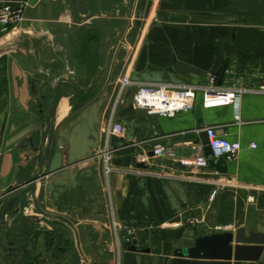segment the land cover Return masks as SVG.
Masks as SVG:
<instances>
[{
    "label": "crops",
    "instance_id": "obj_1",
    "mask_svg": "<svg viewBox=\"0 0 264 264\" xmlns=\"http://www.w3.org/2000/svg\"><path fill=\"white\" fill-rule=\"evenodd\" d=\"M21 1L29 6L25 22L0 37V206L16 194H10L16 169L26 171L36 156L24 147L32 134L40 141L46 132L49 89L68 74L58 63L65 52L54 38L76 27L67 0H0V7ZM127 7L102 91L79 97L71 86L62 88L52 151L36 192L62 234L61 245L78 251L82 264H147V255L131 247L114 252L108 229L114 217L146 229L139 250L151 249L153 264L160 258L170 264L175 250L193 247L201 236L241 228L247 236L264 234V95H244L238 106L204 107V92L197 94L206 127L241 144L226 175L180 163L203 154L194 111L151 116L127 103L137 84L201 88L226 64L221 88L234 86L235 79L248 87L264 82V0H134ZM101 8L108 13L110 2ZM87 37L82 31L75 48L78 82L100 68L93 54L98 47H87ZM124 79L134 86L117 101ZM111 121L124 127L122 136L105 134ZM156 144L175 157H154ZM106 148L112 152L109 175L101 156ZM146 155L147 168H139L138 158ZM1 234L3 245L25 241L6 256L0 248V264H50L55 235L45 224L24 226L10 239ZM57 257L66 264L69 255L58 250L52 264H61ZM255 264H264V252Z\"/></svg>",
    "mask_w": 264,
    "mask_h": 264
},
{
    "label": "water",
    "instance_id": "obj_2",
    "mask_svg": "<svg viewBox=\"0 0 264 264\" xmlns=\"http://www.w3.org/2000/svg\"><path fill=\"white\" fill-rule=\"evenodd\" d=\"M128 4H132L134 0H126ZM68 6L73 16V22L76 27L64 35L54 38V42L64 50L68 67L66 77H61L52 84V99L47 112L45 126L46 132L41 136L40 141L35 139L32 134L28 139L27 146L24 149L31 150L36 154L35 157L28 160L26 171L24 168L16 169L15 183L16 188L9 197L0 206V239L2 232L6 231L7 239L10 234L16 230H21L26 226L29 230L37 225L45 224L55 235V245L53 252L46 257V260L52 264V257L56 255L58 250L68 252L69 258L66 264H82V256L78 251L73 252L70 247L61 245V232L57 225L51 220L46 213L39 200L36 197L38 182L45 178V168L50 159L52 145L56 130V117L58 108L62 100L63 85H69L80 93H89L97 85H102L108 73V63L110 51L114 48V41L119 35L117 29L110 28L112 24L113 12L107 16H103L101 11V0H67ZM82 31L86 33H94L98 38L99 54L101 56V67L94 76L88 87L80 86L79 82L72 76L76 67V51L75 48L80 43ZM227 64L221 71L218 79V85H221ZM194 115L196 118V132L204 157L208 160L209 167L220 174L226 175L229 171V164L225 159H215L213 151L210 147L209 137L205 131V122L203 117V106L197 104ZM139 168L146 169L143 164ZM32 208V216H28L27 212ZM25 240L9 241L6 245L0 243V248L6 256L11 252H17L15 246L23 243ZM132 252H140L147 255V264H153L151 258V249L139 250L133 246L130 248ZM264 252V234L250 232L246 235V229L241 228L236 233L223 232L218 234L206 235L198 237L195 244L191 248H179L173 252L170 264H241V263H257ZM58 261L63 264V260L57 257ZM158 264H164V260L160 258Z\"/></svg>",
    "mask_w": 264,
    "mask_h": 264
},
{
    "label": "built area",
    "instance_id": "obj_3",
    "mask_svg": "<svg viewBox=\"0 0 264 264\" xmlns=\"http://www.w3.org/2000/svg\"><path fill=\"white\" fill-rule=\"evenodd\" d=\"M28 3L21 1L18 3H6L0 7V37L2 34L22 25L28 13ZM218 76L209 75L208 83L203 87L193 85L179 84H137L135 91L127 101V103L138 110L145 111L151 116L175 117L179 113L193 112L197 106V94L202 90L205 94L203 102L204 107H220V106H238L242 96L248 94L264 95V82L248 87L240 85V80L235 79V85L224 89L218 86ZM134 84L128 79L121 81V88L118 91V100L121 101L126 91L133 87ZM239 120V117L237 116ZM113 120V118H112ZM205 131L209 137L210 147L213 151L215 159H225L228 164L234 162L241 151V144L231 142L218 136L216 129L213 127H205ZM124 133V127L121 124L111 121L110 126L105 130V134L120 137ZM252 148H256L253 145ZM153 155L156 158L171 157L175 154L169 148L162 144H156ZM105 164L106 174L109 175L111 168L109 166L112 159V152L106 148L101 153ZM139 164L146 167L150 162V157L141 156L138 158ZM180 163L186 167H195L209 169L208 160L203 154L197 155L194 159L181 160ZM143 171L140 169L139 174ZM108 229L113 237L114 252L120 253L121 247H137L142 246L143 232L145 228L139 226L122 225L115 217Z\"/></svg>",
    "mask_w": 264,
    "mask_h": 264
},
{
    "label": "flooded vegetation",
    "instance_id": "obj_4",
    "mask_svg": "<svg viewBox=\"0 0 264 264\" xmlns=\"http://www.w3.org/2000/svg\"><path fill=\"white\" fill-rule=\"evenodd\" d=\"M102 2H104V4L106 2H110V4H111L110 11L108 13H106V14H103V13L102 14L104 16H107L110 12H113V16L111 18L112 19V24H111L110 28L118 30L119 35L116 38V40H117L119 38V36H120L121 28L126 25V20H127L126 19V14H128L127 13V9H128L127 6L131 5V4H128V2L126 0H101V7H102ZM101 11H102V8H101ZM87 36H88L87 40H86V43L88 44L87 47H89V48H91L92 46H94V48L98 47V42L99 41H98V38L95 37L96 35L94 33L93 34L92 33H87ZM116 40L114 41V43L116 42ZM97 49H98V51L96 52V54L94 52H93V54H94L95 59L98 57L99 60L101 61L102 59H101V56L99 54V47Z\"/></svg>",
    "mask_w": 264,
    "mask_h": 264
},
{
    "label": "rangeland",
    "instance_id": "obj_5",
    "mask_svg": "<svg viewBox=\"0 0 264 264\" xmlns=\"http://www.w3.org/2000/svg\"><path fill=\"white\" fill-rule=\"evenodd\" d=\"M129 12H130V10L127 9V13H129ZM89 51H90V50H89ZM89 51H87L86 53L89 54V55H91V52H89ZM95 54H96V52H95ZM96 57H97V56H96ZM59 62H60V64L62 65V67L64 68L62 73L66 74V73H67V69H68V67H67V62H66V60H65V55H63V56L59 59L58 63H59ZM95 62H96L98 65H100V67H101V61L99 60L98 57L95 59ZM72 76H73V77H74V76H75V77H76V76L79 77V74L76 73L75 75H72ZM85 77H86V76H85ZM93 78H94V77H92L90 74L87 75V78H86L85 80H82V79H81L82 81L79 82L80 86H82V87H88L89 84L91 83V81H92ZM101 89H102L101 85H97V86L95 87V93H94V95L100 93V92L102 91ZM118 91H119V90H118ZM118 91H117V93H118ZM49 92H50V95H52L50 89H49ZM65 93H66L67 95H71V94L73 93V90H72V89H68V90L66 89ZM94 95H93V94L90 95L89 98H88V100L91 99V98H93ZM88 100H87V101H88ZM64 103H65V102H64ZM148 233H150V231H149ZM143 235H147V234H145V233L143 232ZM148 235H149V234H148Z\"/></svg>",
    "mask_w": 264,
    "mask_h": 264
},
{
    "label": "trees",
    "instance_id": "obj_6",
    "mask_svg": "<svg viewBox=\"0 0 264 264\" xmlns=\"http://www.w3.org/2000/svg\"><path fill=\"white\" fill-rule=\"evenodd\" d=\"M75 94L77 95V96H79V97H82V96H84V93H80V92H78L77 90H75ZM59 225V224H58ZM60 228H63V227H60ZM64 229V228H63ZM61 236H62V234H61ZM53 242H52V244L50 243V246L52 247V245H53V243H54V239L52 240Z\"/></svg>",
    "mask_w": 264,
    "mask_h": 264
},
{
    "label": "bare ground",
    "instance_id": "obj_7",
    "mask_svg": "<svg viewBox=\"0 0 264 264\" xmlns=\"http://www.w3.org/2000/svg\"><path fill=\"white\" fill-rule=\"evenodd\" d=\"M66 113V110H65V108H63V113L62 114H65Z\"/></svg>",
    "mask_w": 264,
    "mask_h": 264
}]
</instances>
